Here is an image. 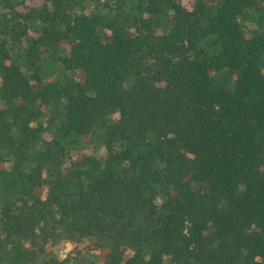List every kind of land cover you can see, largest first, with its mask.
<instances>
[{
    "label": "trees",
    "instance_id": "trees-1",
    "mask_svg": "<svg viewBox=\"0 0 264 264\" xmlns=\"http://www.w3.org/2000/svg\"><path fill=\"white\" fill-rule=\"evenodd\" d=\"M0 264H264V0H0Z\"/></svg>",
    "mask_w": 264,
    "mask_h": 264
},
{
    "label": "rangeland",
    "instance_id": "rangeland-1",
    "mask_svg": "<svg viewBox=\"0 0 264 264\" xmlns=\"http://www.w3.org/2000/svg\"><path fill=\"white\" fill-rule=\"evenodd\" d=\"M73 245L71 244H67L66 248L69 249V248H72Z\"/></svg>",
    "mask_w": 264,
    "mask_h": 264
}]
</instances>
